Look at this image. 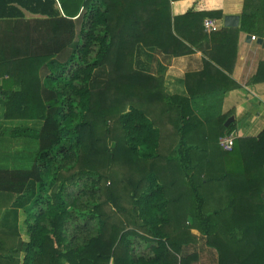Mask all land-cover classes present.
<instances>
[{
    "label": "trees",
    "instance_id": "obj_1",
    "mask_svg": "<svg viewBox=\"0 0 264 264\" xmlns=\"http://www.w3.org/2000/svg\"><path fill=\"white\" fill-rule=\"evenodd\" d=\"M172 1L178 0H0V76H7L5 98L0 94V209L32 195L23 209L27 239L15 247L0 234V259L12 241L9 259L22 251L21 264H195L197 254L186 249L200 237L217 264H264V129L235 136L220 154L219 173L211 168L201 178L198 164L182 163L185 180H160L167 167L157 166L160 130L147 111L172 96L161 99V77L134 68L135 45H150L152 31L166 32L176 46L170 52L183 54L190 49L179 46H185L180 20L196 31L204 18L223 16L205 0L173 16ZM240 31L264 37V0H244L239 27L203 36L236 38ZM100 67L105 83L94 89ZM261 80L264 61L250 79ZM7 83L17 88L6 90ZM190 118L179 110L178 130ZM232 127L222 129L228 134ZM116 165L139 176L127 175L121 186ZM201 185L220 195L208 211Z\"/></svg>",
    "mask_w": 264,
    "mask_h": 264
},
{
    "label": "crops",
    "instance_id": "obj_2",
    "mask_svg": "<svg viewBox=\"0 0 264 264\" xmlns=\"http://www.w3.org/2000/svg\"><path fill=\"white\" fill-rule=\"evenodd\" d=\"M193 1L195 0L172 1L171 14L173 16L184 14L190 9ZM196 1L197 5H201L204 0ZM204 2L206 4L204 3L203 6L209 5L207 8L221 7L223 16L216 19L220 25L217 30L224 26L223 17L227 14L239 15L240 25L244 0H205ZM196 27L199 30L193 31L185 21L181 20L177 24L178 33L183 37L180 39L185 44L184 47L179 46L183 49L189 48V52L172 54L170 51L176 49L174 41L166 32L157 35L154 31L147 35L151 39L150 45L138 42L134 48V68L161 77L162 86L157 87L161 99L163 95L172 96L170 103H166L164 99L159 102L153 101L148 110L152 109L154 112L150 114L147 111L150 119L160 130L159 167H167V173L163 172L160 180L167 182L184 179L178 175V168L182 163H185V167L198 164L201 178L204 172L211 168H214L215 172L218 171L217 173L222 170L220 154L225 150L218 144L220 135L225 134L222 126L227 128L233 123L231 132L241 137L257 136L264 129V80L250 81L257 71L258 64L264 61V47L257 42L260 36L240 31L236 38L221 35L213 40L209 38L206 40L203 35L210 32H206L202 24H196ZM174 34L176 35L175 30ZM247 34L255 36V40L251 36V40L246 41ZM210 57L219 60L222 66L217 65ZM106 74L105 68H97L90 81V87L94 89L102 87ZM6 80L7 76H0L1 99L5 98L3 82ZM233 82L238 86L231 87ZM12 87L16 86L12 83L6 84V90ZM179 110L186 111L192 118L188 119V122L184 121L183 126L178 130L179 126L175 118ZM3 112L4 107L0 104V120L3 118ZM230 117H232L231 121L225 125ZM183 127L184 135L181 136L180 130ZM191 147L192 160L188 157V153L186 154L187 149ZM163 151H166V155L162 154ZM202 186L199 189V196L206 199L205 209L208 211L214 207L213 204L220 195L217 190ZM188 194L187 191L186 195ZM188 221L187 218L185 223ZM182 222L181 220L180 223ZM191 233L199 237L197 229H191ZM140 241L138 238L134 240L136 246ZM198 241L189 245L198 254L195 264H217L215 250L206 246L202 239ZM201 242L203 243L200 245ZM143 246L144 244L141 247Z\"/></svg>",
    "mask_w": 264,
    "mask_h": 264
},
{
    "label": "rangeland",
    "instance_id": "obj_3",
    "mask_svg": "<svg viewBox=\"0 0 264 264\" xmlns=\"http://www.w3.org/2000/svg\"><path fill=\"white\" fill-rule=\"evenodd\" d=\"M206 32H211V31L206 30ZM148 111L150 112V114L152 112H154V110H152V109H149ZM34 144H35L34 148H36V142H34ZM32 149H33L32 147H28L26 150L27 161H30L32 159V157L34 156V152L32 151ZM35 151H36V149H35ZM162 154L166 155V151H163ZM159 163L160 162L157 161L158 167L160 166ZM164 167H166V166H164ZM164 173H167V169L164 171ZM179 173H178V175H181L182 172L180 171ZM115 175H116L115 181L117 179L121 180V186L126 185V176L127 175H134V178L139 176V174L137 172L131 174V172L129 173V168H126L125 166L124 167L119 166V165H116ZM108 184L109 183L107 182V185ZM108 186H110V185H108ZM121 194H122V197L124 198V199H122V203L126 207H128L130 204V200H128V198H129L128 192H124V190L121 189ZM31 197H32V195L30 194V195H28L27 198L20 200L17 204L12 205L8 208L0 209V234L9 235L10 238H12L13 242L15 243V247L19 246L21 241H25L27 239L26 226L24 224L25 214L23 212V209L30 203ZM118 217L121 221L123 220V218L126 219V215H124V217H123L122 215L119 214ZM199 239H201V238L199 237ZM13 242L12 241L7 242V251L3 253L4 256H2L0 264H21L22 256H23L22 251H20L18 253L17 257H14V259H13L14 262H11V260L9 259V257H12L11 256L12 254L8 251V249H10L11 243H13ZM202 243L203 242H201L199 244L201 245ZM194 251H195V249H193L192 247H188L187 253H192Z\"/></svg>",
    "mask_w": 264,
    "mask_h": 264
},
{
    "label": "built area",
    "instance_id": "obj_4",
    "mask_svg": "<svg viewBox=\"0 0 264 264\" xmlns=\"http://www.w3.org/2000/svg\"><path fill=\"white\" fill-rule=\"evenodd\" d=\"M203 26L207 31H214L217 30L220 25L216 19L206 17L203 19ZM252 39L255 40V36H252ZM234 138L235 134L230 132L219 137L218 144L223 150L229 151L232 148Z\"/></svg>",
    "mask_w": 264,
    "mask_h": 264
},
{
    "label": "water",
    "instance_id": "obj_5",
    "mask_svg": "<svg viewBox=\"0 0 264 264\" xmlns=\"http://www.w3.org/2000/svg\"><path fill=\"white\" fill-rule=\"evenodd\" d=\"M223 24L225 27H237L239 25V15H224L223 17ZM251 34L246 35V41L251 40ZM257 42L261 43L264 47V39L261 37L257 38ZM232 117L228 118L225 122V125H228V123L231 121Z\"/></svg>",
    "mask_w": 264,
    "mask_h": 264
}]
</instances>
